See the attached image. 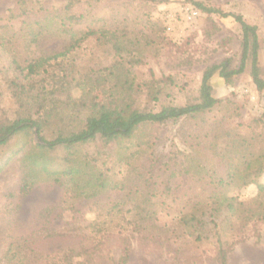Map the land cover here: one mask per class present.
Here are the masks:
<instances>
[{"label":"rangeland","instance_id":"374dc122","mask_svg":"<svg viewBox=\"0 0 264 264\" xmlns=\"http://www.w3.org/2000/svg\"><path fill=\"white\" fill-rule=\"evenodd\" d=\"M17 1L0 0V25ZM26 1L38 13V0ZM41 1L62 8L68 0ZM196 1L240 13L258 27L264 78V0H78L68 13L62 11L63 16H76L70 19L74 30L105 32L80 40L60 58L58 71L69 81L59 92L60 102L85 98L104 103L110 88L125 80L113 67L117 63L132 70L135 90L126 96L140 109L197 102L208 66L224 61L230 69L239 66L243 33L232 16L202 11ZM55 25L42 27L37 42L20 21L4 33L0 105L9 114L21 110L8 82L16 72L9 66L12 58L25 61L69 47L71 31ZM39 26L33 25L36 31ZM211 85L213 95L223 100L212 111L197 120L143 124L121 146L101 141L85 146L81 151L89 153L90 165L81 169L87 174L73 181L63 177V186L40 175L33 189L20 193L26 170L22 154L16 156L0 172V264H6L12 243L20 245L21 255L26 253L23 264H220L213 237L218 231L230 245L226 264H264V195L256 184L240 186L237 180L225 190L233 207L216 217L223 230L207 225L198 240L197 230L181 221L185 214L212 218L215 204L207 198L213 186L205 168L225 171L227 165L210 157L213 143L222 139L211 142L208 133L218 129L228 135H264V90L254 84L250 65L230 81L216 71ZM153 89L158 100L149 93ZM262 147L264 141H258L250 151ZM189 153L200 160L186 158ZM92 172L106 175L112 186L90 197ZM259 181L264 184V173ZM140 204L145 209L137 208ZM147 209L152 217L136 223L133 215Z\"/></svg>","mask_w":264,"mask_h":264},{"label":"trees","instance_id":"16d2710c","mask_svg":"<svg viewBox=\"0 0 264 264\" xmlns=\"http://www.w3.org/2000/svg\"><path fill=\"white\" fill-rule=\"evenodd\" d=\"M77 1L68 0L62 4V8H58L56 6L46 7L41 0H38L40 8L36 10L38 13H33L35 7L27 4L26 0H18L14 7L8 9V14L4 18L5 23L0 25L4 28V32L0 34V48L5 47L6 44L4 33H7L8 29L19 21L28 28L32 42H37L42 36V27L49 28L54 23L55 26L67 28L65 31H71V44L65 50L54 54L38 55L25 61L13 57L9 65L16 72L8 79V82L14 89V95L21 110L15 114H9L0 105V172L16 156L22 154L21 160L26 170L19 189L22 194H27L34 188L40 175L63 186L65 184L63 177L73 181L87 174L81 169L82 165L86 167L90 165L89 153L83 154L81 151L87 145L101 141L103 145L117 143L121 146L130 140L143 124H162L180 119L197 120L203 117L202 115L223 103V100L215 97L212 92L211 78L218 70L221 77L230 81L233 76L244 72L250 65L254 84L258 90H264V78L259 64L258 27L247 22L240 13L226 12L196 1V7L202 11L219 14L221 17L232 16L240 24L243 33L239 66L230 69L229 61L208 66L202 76L200 97L197 102L181 106L163 105L158 111L140 109L134 105L132 98L126 96L130 91L135 90L133 79H131L133 72L125 65L117 63L113 67L119 69L122 76L125 75V80H120V85L117 83L110 88L104 103L91 102L85 98L79 100L70 98V101L63 104L60 102L59 92L69 81L67 75L58 71L63 60L60 58L75 48L80 40L105 32L102 29L91 27H88L86 31L74 30L71 20L76 16L74 14L63 16L62 11L65 10L68 13ZM34 14H38L39 17L31 19L30 17ZM83 15L82 12L77 17H83ZM34 24L40 25L38 31L34 29ZM116 49L120 48L116 47ZM149 93L154 100H158L155 89ZM72 105L76 107L73 106L69 110ZM226 132L228 131L218 133V129H213L211 133H208L213 135L211 142L214 138L215 140L222 139V141L213 143L211 148L214 151L210 157L217 161L216 163L227 165L225 171L213 165V167L205 168L207 181L213 186L207 198L215 204L211 212L212 218L209 219L210 215L205 218L197 214H185L181 217L185 225L197 230L198 240L202 239L200 230L207 225L214 224V227L224 229V227L221 228L222 222L217 221L216 217H220L221 213L225 214L233 207L232 198L226 195L225 190L234 181L238 180L240 186L256 184L260 195H264V184L259 181L264 173V147L250 151L258 141H264V135L262 133L244 135L240 132L228 135ZM197 149L199 148L196 147L193 151L197 152ZM185 157H191L195 161L200 160L197 154L189 153ZM91 177L93 182L88 185L94 188V193L88 194L90 197L112 186L103 173L96 175L92 172ZM144 204L147 202L144 201ZM137 208L145 209L141 204ZM149 215L152 217L147 209L144 213L137 211L133 218L139 224L142 220L148 219ZM262 216L264 218V212ZM206 237L209 236L206 235ZM213 237H216L218 242L220 264H226L230 245L219 231L214 233ZM21 253L20 245L12 243L5 255L6 264L9 262L23 264L27 255L26 253L21 255Z\"/></svg>","mask_w":264,"mask_h":264}]
</instances>
